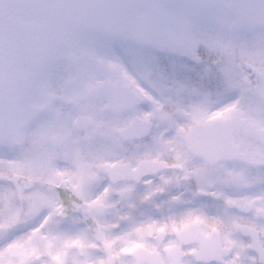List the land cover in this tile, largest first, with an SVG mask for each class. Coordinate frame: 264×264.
<instances>
[{"label": "snow or ice", "instance_id": "obj_1", "mask_svg": "<svg viewBox=\"0 0 264 264\" xmlns=\"http://www.w3.org/2000/svg\"><path fill=\"white\" fill-rule=\"evenodd\" d=\"M0 264H264V0H0Z\"/></svg>", "mask_w": 264, "mask_h": 264}]
</instances>
